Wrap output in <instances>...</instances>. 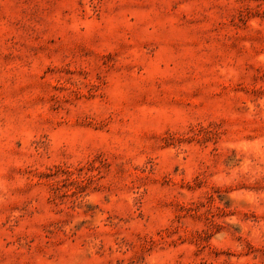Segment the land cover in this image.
<instances>
[{
  "label": "rangeland",
  "instance_id": "rangeland-1",
  "mask_svg": "<svg viewBox=\"0 0 264 264\" xmlns=\"http://www.w3.org/2000/svg\"><path fill=\"white\" fill-rule=\"evenodd\" d=\"M0 264H264V0H0Z\"/></svg>",
  "mask_w": 264,
  "mask_h": 264
}]
</instances>
